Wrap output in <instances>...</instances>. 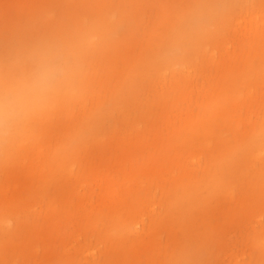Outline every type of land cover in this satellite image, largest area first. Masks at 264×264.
I'll return each mask as SVG.
<instances>
[{"label":"rangeland","instance_id":"1","mask_svg":"<svg viewBox=\"0 0 264 264\" xmlns=\"http://www.w3.org/2000/svg\"><path fill=\"white\" fill-rule=\"evenodd\" d=\"M72 73L0 140V264H264V0H0V77Z\"/></svg>","mask_w":264,"mask_h":264},{"label":"clouds","instance_id":"2","mask_svg":"<svg viewBox=\"0 0 264 264\" xmlns=\"http://www.w3.org/2000/svg\"><path fill=\"white\" fill-rule=\"evenodd\" d=\"M72 73L70 56L57 44L37 48L0 77V140L44 109Z\"/></svg>","mask_w":264,"mask_h":264},{"label":"bare ground","instance_id":"3","mask_svg":"<svg viewBox=\"0 0 264 264\" xmlns=\"http://www.w3.org/2000/svg\"><path fill=\"white\" fill-rule=\"evenodd\" d=\"M264 143V142H263Z\"/></svg>","mask_w":264,"mask_h":264}]
</instances>
